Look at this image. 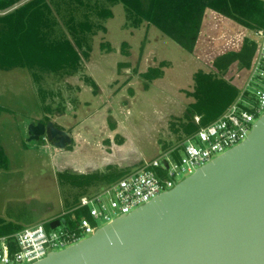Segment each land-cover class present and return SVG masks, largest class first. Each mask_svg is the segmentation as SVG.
<instances>
[{
    "label": "rangeland",
    "instance_id": "rangeland-1",
    "mask_svg": "<svg viewBox=\"0 0 264 264\" xmlns=\"http://www.w3.org/2000/svg\"><path fill=\"white\" fill-rule=\"evenodd\" d=\"M111 11L106 31L87 36L89 56L74 74L38 71L35 80L25 67L0 69V105L7 109L0 113V145L8 160L0 169V218L6 222L48 227L51 217L67 213L81 191L62 184L59 172L132 166L180 143L187 135L176 129L193 100V73L214 70L212 59L238 47L248 33L206 10L197 44L187 52L146 21L131 27L121 3ZM150 66H160L162 75L146 81L141 74ZM246 73L233 64L224 76L240 86ZM47 119L68 131L69 147L27 141L28 124Z\"/></svg>",
    "mask_w": 264,
    "mask_h": 264
},
{
    "label": "water",
    "instance_id": "water-1",
    "mask_svg": "<svg viewBox=\"0 0 264 264\" xmlns=\"http://www.w3.org/2000/svg\"><path fill=\"white\" fill-rule=\"evenodd\" d=\"M252 127L172 188L31 264H264V112ZM40 138L71 144L51 120L28 124L27 141Z\"/></svg>",
    "mask_w": 264,
    "mask_h": 264
},
{
    "label": "trees",
    "instance_id": "trees-1",
    "mask_svg": "<svg viewBox=\"0 0 264 264\" xmlns=\"http://www.w3.org/2000/svg\"><path fill=\"white\" fill-rule=\"evenodd\" d=\"M116 3L124 6L131 27H139L146 21L187 52H192L197 44L206 10L227 17L246 30L255 29L264 21L261 0H0V69L25 67L35 80L39 77L38 71L74 74L81 67L82 56H89L91 47L87 36L106 31L103 21L112 16L111 6ZM255 48V42L244 36L237 48L212 59L214 70L198 69L193 73V90L189 94L193 100L187 104L176 131L189 135L198 127L194 116L199 115V125H204L224 111L239 88L224 74L233 64L246 71ZM161 75L160 66H150L141 74L146 81ZM84 81L93 90L97 87L90 76H85ZM6 110L0 105V113ZM7 163L0 145V169ZM128 172L127 168L108 166L104 171L59 172L58 176L62 184L81 191L68 206L72 208L87 187L99 185L101 188ZM71 214L81 217L87 211L76 209L64 213L63 217L69 219ZM20 228L19 224L0 218V235Z\"/></svg>",
    "mask_w": 264,
    "mask_h": 264
},
{
    "label": "built area",
    "instance_id": "built-area-1",
    "mask_svg": "<svg viewBox=\"0 0 264 264\" xmlns=\"http://www.w3.org/2000/svg\"><path fill=\"white\" fill-rule=\"evenodd\" d=\"M261 2L264 5V0ZM244 36L252 39L256 48L235 98L218 117L199 125V116H194L198 127L180 143L115 182L82 195L67 211L85 208L86 216L71 214L69 219L64 218L58 225L50 227L49 221L63 217L66 213L63 212L51 217L48 227L36 223L0 235V264H31L51 251L82 240L99 226L172 188L198 167L242 142L264 112V21L261 26L249 29Z\"/></svg>",
    "mask_w": 264,
    "mask_h": 264
},
{
    "label": "crops",
    "instance_id": "crops-1",
    "mask_svg": "<svg viewBox=\"0 0 264 264\" xmlns=\"http://www.w3.org/2000/svg\"><path fill=\"white\" fill-rule=\"evenodd\" d=\"M143 163H145V162H142V161H141V162L136 163V164H134V165H132V166H124V167L115 166V167H117V168H127L129 171H132V170L138 168L139 166L143 165ZM110 166H113V165H110ZM107 167H108V166H107ZM107 167H106V168H107ZM106 168H105L104 170H106ZM104 170H97V171H104Z\"/></svg>",
    "mask_w": 264,
    "mask_h": 264
},
{
    "label": "flooded vegetation",
    "instance_id": "flooded-vegetation-1",
    "mask_svg": "<svg viewBox=\"0 0 264 264\" xmlns=\"http://www.w3.org/2000/svg\"><path fill=\"white\" fill-rule=\"evenodd\" d=\"M46 122V121H45Z\"/></svg>",
    "mask_w": 264,
    "mask_h": 264
}]
</instances>
